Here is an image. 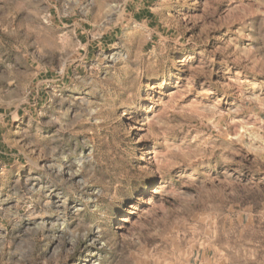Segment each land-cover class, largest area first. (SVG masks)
<instances>
[{"label":"rangeland","instance_id":"1","mask_svg":"<svg viewBox=\"0 0 264 264\" xmlns=\"http://www.w3.org/2000/svg\"><path fill=\"white\" fill-rule=\"evenodd\" d=\"M0 264H264V0H0Z\"/></svg>","mask_w":264,"mask_h":264}]
</instances>
